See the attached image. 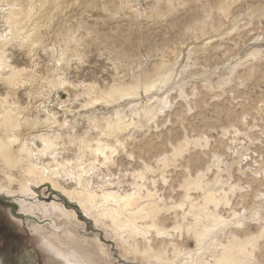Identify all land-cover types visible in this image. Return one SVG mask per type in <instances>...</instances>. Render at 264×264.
Segmentation results:
<instances>
[{
  "label": "bare ground",
  "instance_id": "obj_1",
  "mask_svg": "<svg viewBox=\"0 0 264 264\" xmlns=\"http://www.w3.org/2000/svg\"><path fill=\"white\" fill-rule=\"evenodd\" d=\"M20 10L21 6L5 1L0 4V197L17 201L20 214L14 218L22 222L24 216L36 217L33 232L42 236L64 264H99L90 259L86 247L98 254L100 264H111L102 240L88 241L75 231L76 223L85 225L79 221L81 216L105 232L128 261L264 264V192L258 187V205L247 218L244 198L238 196L239 177L247 173V166L233 172V163L222 170L217 162L204 172L196 155L178 164L190 153L188 138L163 151L167 144L148 135L158 114L171 105L174 70L162 61L154 72V67L141 61L131 69V81H125L120 72L123 67L114 58L94 60L85 54L76 62L62 59L47 46L42 48L32 34H23L27 25L35 24L29 20L21 28ZM151 10L160 11L158 7ZM27 17L35 19V13ZM260 34L250 38L245 63L262 55L264 32ZM41 63L52 68V76H39ZM243 66L239 61L232 71ZM226 77L220 82L227 83ZM63 91L68 100L61 102ZM212 159L220 163L217 155ZM261 169L252 174L254 184ZM258 185L261 188L264 182ZM42 187H49L55 198L50 202L39 198ZM251 223L259 226L255 234Z\"/></svg>",
  "mask_w": 264,
  "mask_h": 264
},
{
  "label": "rangeland",
  "instance_id": "obj_2",
  "mask_svg": "<svg viewBox=\"0 0 264 264\" xmlns=\"http://www.w3.org/2000/svg\"><path fill=\"white\" fill-rule=\"evenodd\" d=\"M2 1L9 6L16 5V8L21 6L20 27L29 20L35 24L34 27L32 23L27 25L23 34H32L34 40L38 38L42 48L47 46L57 57L76 62L79 55L87 54L94 60L98 57L118 60L125 81H131V69L134 67L135 70L141 61L151 69L154 67V72L162 61L165 67L174 70V89L170 87L169 96L174 98L168 100L172 106L158 114L161 116L151 123L148 135L157 143L167 144L163 151L165 148L170 151V144L177 145L188 138L190 153L184 154V160L178 164L196 155L204 172L206 167L217 162L222 170L224 165L233 163V172L247 166V173L239 177L243 192H238V196L244 198L246 218L253 214L251 211L258 205L255 198L258 190L264 192V185L261 188L258 185L261 180L264 182V47L259 60L245 62L250 54L247 50L252 37L264 32V0H1L0 4ZM154 7L160 11H152ZM30 12L35 13V19H28ZM206 22L208 25L204 26ZM239 61L245 66L232 71ZM54 65L57 66V61ZM46 66V63L39 65L40 77L48 78V73H52V68ZM151 69L148 70L154 74ZM224 76H227V83L220 82ZM183 84L185 89L181 88ZM58 99L61 102L68 100L66 92H60ZM235 130L240 134L234 135ZM212 155L220 157L222 163L212 159ZM259 168H262V176H255L258 183L254 184L252 174ZM190 171L194 172L195 168ZM170 172L176 174L174 168H170ZM38 192L39 198L47 202L55 198L49 187L39 188ZM2 197L5 199L0 197V264H64V259L44 242L42 236L33 232L32 225L36 224L37 218L23 214L22 222L17 221L14 218L20 214L17 201ZM81 217L83 219L79 221L85 225L76 223L75 231L88 241L102 240L109 249L111 264H140L125 260L117 244L105 232L97 231L91 220ZM253 224L250 230L255 234L259 226ZM85 249L90 259L100 264L95 256L98 254L93 255L90 249Z\"/></svg>",
  "mask_w": 264,
  "mask_h": 264
}]
</instances>
